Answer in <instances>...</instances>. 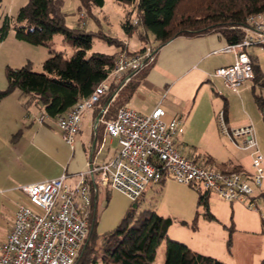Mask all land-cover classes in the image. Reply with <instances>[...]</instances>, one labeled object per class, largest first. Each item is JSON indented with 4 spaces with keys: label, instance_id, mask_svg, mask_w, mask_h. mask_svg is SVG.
Listing matches in <instances>:
<instances>
[{
    "label": "built area",
    "instance_id": "1",
    "mask_svg": "<svg viewBox=\"0 0 264 264\" xmlns=\"http://www.w3.org/2000/svg\"><path fill=\"white\" fill-rule=\"evenodd\" d=\"M133 24H139L137 17ZM243 32L241 42L227 44L216 52L234 54L235 63L217 69L212 75L222 79L225 87L238 95L241 87L255 79L250 50L264 46V12L250 16ZM155 55L156 44L152 41L135 53L121 50L113 70L91 96L80 99L66 114L57 117L63 141L72 147L85 114L111 92L114 101L137 74L154 62ZM106 112L107 108L101 112L102 116ZM46 117L42 114L38 120L43 122ZM165 117L161 105L149 115L125 105L116 118L97 120V125H105L107 137L119 144L114 159L81 173L74 186L67 183L68 176L63 174L19 187L26 201L18 205L12 229L0 243V264H75L92 230L94 195L108 188L138 202L149 184L173 179L195 185L222 202L240 203L263 215L260 201L264 200V156L253 125L231 128L224 122V113L219 114L222 134L238 149L251 152L253 170L250 174L224 173L184 156L175 140L184 132L183 122L174 118L166 123Z\"/></svg>",
    "mask_w": 264,
    "mask_h": 264
},
{
    "label": "trees",
    "instance_id": "2",
    "mask_svg": "<svg viewBox=\"0 0 264 264\" xmlns=\"http://www.w3.org/2000/svg\"><path fill=\"white\" fill-rule=\"evenodd\" d=\"M114 1L127 9L122 23L125 33L130 36L141 29V40H152L158 44L156 54L160 47L181 36L214 33L220 34L228 44H236L243 39V27L247 19L264 12V0H199L195 12L181 15L179 12L182 6L194 0ZM79 2V26L76 28L67 25L68 14L63 0H30L20 9L14 21L5 19L0 26L1 41L7 38L13 27L18 40L34 46L50 48L55 36H66L74 40L75 51L72 56L67 57L50 48L51 57L44 64V73L33 72L31 63L18 69L8 67V87L0 91V100L19 90L23 95L34 96L44 112L50 118L56 119L66 114L80 99L91 96L95 88L107 79L115 66L118 53L125 47L122 42L102 35L108 44L120 48L119 52L113 55L93 53L87 57L96 34L84 28L85 22L82 20L86 19L85 16L92 17L94 9L104 8L106 1ZM133 13L139 19L138 25L133 24ZM152 64L137 74L114 101H110L113 92L101 100L100 103L104 104L112 102L108 110L112 119L116 118L118 111L131 99ZM254 71V83L263 85L264 77L258 64L254 65ZM255 100L264 119V99L255 96ZM212 161L208 159L206 164L210 165ZM217 169L224 173L241 172L238 169ZM166 180L162 179L159 184L164 185ZM95 197L96 195L91 214L92 230L75 264H153L157 250L165 240L167 248L164 264H226L214 257L198 253L185 244L169 240L172 220L152 211H143L138 215L131 209L114 230L99 237L95 232ZM198 206L204 209L208 220H217L210 210L209 193L200 194Z\"/></svg>",
    "mask_w": 264,
    "mask_h": 264
},
{
    "label": "rangeland",
    "instance_id": "3",
    "mask_svg": "<svg viewBox=\"0 0 264 264\" xmlns=\"http://www.w3.org/2000/svg\"><path fill=\"white\" fill-rule=\"evenodd\" d=\"M63 1L68 14L67 25L71 28L78 27L79 0ZM105 1L103 9H94L93 16L85 19L87 29L96 34L93 38L92 49L88 51L87 57L93 53L112 54L116 51V46L108 44L102 35L116 39L125 37L132 49L146 45V41L140 40V33L143 32L141 29L135 31L128 38L122 28L121 20L126 18L127 9L113 3V0ZM198 1H190L182 6L180 15L181 13L195 12L199 6ZM29 2L30 0H1L0 26L4 24L6 18L14 21L20 9ZM136 17V13H133L132 19ZM50 48L70 57L75 51L74 40L57 35L51 41ZM50 48L34 46L18 40L13 27H11L7 38L3 41L0 40V91H4L8 87L6 74L8 67L18 69L31 63L33 72L44 73V64L51 57ZM250 53L254 55L256 61L259 62L260 58L264 61V48L254 47ZM217 83L218 87L222 89V95L213 93L209 87V96L215 101L212 103L209 101L210 99L208 100V106L213 110L212 121L214 122H204L199 117L189 125L184 122V132L177 135L176 146L186 157L196 160L197 164L216 170H218L217 168L226 169V164L221 165L216 160L219 151L224 150L232 153L235 150L245 157V167L251 169L249 153L237 151L229 138L222 134L219 110L222 109L225 102L232 103L234 107L232 114L236 118L246 120V122H242L241 126L253 125L257 140L262 143L264 141V122L259 115L254 96L261 97L263 87L253 81L251 84L254 86L255 95L251 91L246 95L238 96L225 90L222 80H218ZM15 92L17 95L21 94V91ZM232 96L236 99L233 100ZM9 98L13 100L15 95L13 94ZM242 100L244 104L247 103V115L241 110ZM217 105H220L221 108ZM164 121L170 123L172 119L164 118ZM226 124L229 126V123L226 122ZM208 159L214 162L210 165L206 164ZM200 191L195 185L182 184L168 179L164 185L149 184L138 203H134L116 189H103L95 204L97 220L95 232L100 237L114 230L131 209H134L138 215L143 211H152L161 217L172 220L168 233L169 240L185 244L198 253L214 257L226 264H264V200L260 201V206L263 208L262 215L259 212L248 210L240 203L219 201L214 194L210 193V210L217 219L211 221L205 217L204 209L198 206L200 194L206 193L203 189ZM166 248L167 240L163 241L157 250L153 264H164Z\"/></svg>",
    "mask_w": 264,
    "mask_h": 264
},
{
    "label": "crops",
    "instance_id": "4",
    "mask_svg": "<svg viewBox=\"0 0 264 264\" xmlns=\"http://www.w3.org/2000/svg\"><path fill=\"white\" fill-rule=\"evenodd\" d=\"M113 3L116 2L113 0ZM124 20H121V25ZM85 28L87 29L86 22ZM116 40L122 42L129 53L138 52L145 46L132 49L127 38L120 37ZM150 41L152 40L146 41V45ZM155 44L158 45L156 42ZM227 44L220 34L214 33L203 36H181L167 42L158 49L149 73L140 80L126 105L143 115L151 114L161 105L166 111V120L180 118L183 125L184 122L189 125L198 117L204 122H214L213 110L208 106V100L210 99L212 103L215 101L209 96V87L217 95H222L223 92L217 83L222 79L212 78V75L217 69L230 66L236 61V56L232 53H216ZM119 50L120 48H117L114 53L107 55H113ZM251 56L254 65L258 64L264 77L263 59L260 58L258 62L254 55ZM260 86L263 87L261 98L264 99V81ZM224 88L229 91L225 84ZM253 89V84L249 82L241 87L239 95L229 92L240 96L251 91L254 94ZM15 93L14 91L0 100V243L6 240L12 229L18 205L26 201L25 196L18 190L19 187L58 178L63 174L68 176L67 183L74 186L78 183L81 173L88 171L92 166L109 162L119 151L117 140L107 137L105 125L103 123L97 125V120L100 118L112 119L108 113L112 102L100 103L85 114L80 132L71 147L61 137L57 118H50L34 96ZM13 94L15 98L10 100L9 97ZM232 97L233 100L236 99ZM217 106L221 108L220 105ZM241 107L243 113L247 115V103L244 104L243 100ZM105 108L107 112L102 116L101 112ZM257 108L264 122L263 114L258 106ZM232 110H234L232 103L223 104L219 114L224 113V122L229 123L231 128L245 127L241 124L246 120L236 118ZM42 114L47 117L40 122L38 119ZM258 144L263 153L264 141L262 143L258 141ZM234 147L237 151L249 153L251 169L245 167V157L235 150L232 153L220 150L216 160L221 165L226 164L229 170L238 169L241 172L251 173L253 171L251 152L240 150L235 145ZM100 192L96 195V200Z\"/></svg>",
    "mask_w": 264,
    "mask_h": 264
}]
</instances>
